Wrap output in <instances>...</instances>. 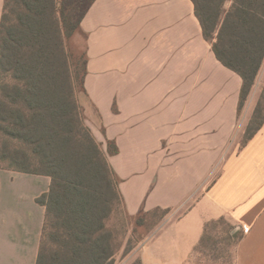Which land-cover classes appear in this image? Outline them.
<instances>
[{
	"label": "crops",
	"instance_id": "obj_1",
	"mask_svg": "<svg viewBox=\"0 0 264 264\" xmlns=\"http://www.w3.org/2000/svg\"><path fill=\"white\" fill-rule=\"evenodd\" d=\"M81 30V102L125 211L170 209L141 248L142 264H210L202 239L221 217L244 230L234 264H264V126L242 146L251 119L240 122L243 80L217 58L194 2L95 0ZM50 184L0 168V264L37 263L46 215L37 198Z\"/></svg>",
	"mask_w": 264,
	"mask_h": 264
},
{
	"label": "trees",
	"instance_id": "obj_2",
	"mask_svg": "<svg viewBox=\"0 0 264 264\" xmlns=\"http://www.w3.org/2000/svg\"><path fill=\"white\" fill-rule=\"evenodd\" d=\"M94 1L89 0L70 34L82 31V19ZM192 1L204 37L213 43L217 58L243 80L241 112L264 63V0H233L228 10L224 9L226 0ZM54 12L60 14L62 24L70 23L57 0H4L0 23V120L3 136L18 146L9 151L12 167L0 168L51 178L49 191L37 198L45 206L46 215L36 264H114L112 235L105 229V220L113 204L122 201L120 179L102 143L85 123L64 35L59 21L51 17ZM52 25L58 31L57 42L48 35ZM86 62L87 55L82 93ZM259 111L258 106L242 146L264 126ZM107 142L108 153L117 154L116 142ZM154 210L163 212L162 219L170 211ZM218 220L226 221L221 217L208 222L203 243L209 238L208 227ZM138 224H143V218H138ZM228 225L234 231L228 235L236 246L244 230ZM137 264H142L141 260Z\"/></svg>",
	"mask_w": 264,
	"mask_h": 264
},
{
	"label": "rangeland",
	"instance_id": "obj_3",
	"mask_svg": "<svg viewBox=\"0 0 264 264\" xmlns=\"http://www.w3.org/2000/svg\"><path fill=\"white\" fill-rule=\"evenodd\" d=\"M232 2L233 0H226L224 9L228 10ZM88 3L89 0H61V2L57 0V6L64 9L65 15H67V21L70 22L67 26L64 23L62 24V18L59 13L54 12L51 15L55 20L59 21L62 34L64 35L65 52L68 56L70 71L77 85V96L79 97L80 103L82 98H84V94L81 92V83L87 51L86 37L82 31L71 33V35L70 28L73 24H77L80 15L85 11ZM50 21L51 20H47V22ZM54 27L55 29H53ZM54 27L52 25L48 35L53 42H57L56 33H58V31L55 25ZM7 81L12 83L13 79L8 77ZM258 106L260 107L258 116L259 119H262L264 117V63L255 80L251 96L240 112V122L243 123L246 117L252 118ZM85 123L89 126L86 120ZM1 124L2 121L0 120V166L10 168L12 165L10 163L11 155L9 151L14 148L15 144L3 136ZM244 140L245 134L241 138V144ZM15 146L17 147L18 145ZM218 171L217 169L216 173L210 179V182L214 179ZM194 194H197V191ZM190 204L191 203H189V205ZM187 207L181 210L184 211ZM162 214L163 212L161 210H152L147 213L142 211L132 218L126 213L122 201L118 200L113 204V211L105 220V229L112 235V243L115 250L113 257L114 264H137L140 261L139 254L141 248L146 243L147 239H149L154 229L161 223ZM138 218H143V224H138ZM231 232L233 233L234 231L229 228L227 220H218L208 227L207 233L209 238L203 243L202 251L210 264H234L235 245L233 239L228 235L231 234ZM48 245L51 247L53 246L50 240H48Z\"/></svg>",
	"mask_w": 264,
	"mask_h": 264
}]
</instances>
